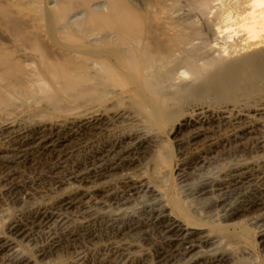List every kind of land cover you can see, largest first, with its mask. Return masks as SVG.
<instances>
[{"label":"bare ground","instance_id":"obj_1","mask_svg":"<svg viewBox=\"0 0 264 264\" xmlns=\"http://www.w3.org/2000/svg\"><path fill=\"white\" fill-rule=\"evenodd\" d=\"M40 1L0 0V29L9 35L11 44V47L0 44V131H5L0 141L3 176L13 174L11 164L17 160L58 154V144L74 133L95 134L104 126L131 119L132 111L127 107L131 103L148 109L155 121L164 117L168 123L184 127L189 131L188 144L215 132L214 127L220 122H231L235 126L233 130L222 140L202 147L196 164L204 163L217 146L225 148L232 143L233 153L243 150L240 139L256 130V118L264 112V0H151L157 2L156 7L159 3L165 8L164 20L175 19L178 25L174 29L166 24L160 29L150 11L155 7L150 0H45L44 6L39 5ZM185 6L190 7V13L179 15ZM193 15L200 24L190 22ZM41 22L44 25L40 26ZM187 22L190 24L182 25ZM156 24L162 30L160 34H157L158 26L154 27ZM54 30L60 33V40L54 36ZM69 30L80 34L83 40L72 39L67 34ZM204 35L213 39L212 43L208 40L210 44L203 38L210 45L202 46L208 49L195 45ZM0 40H3L1 35ZM101 44L109 49L91 48ZM22 116L27 117L25 120L38 121L27 129L13 128L15 120ZM213 122L216 124L212 125ZM67 131L70 133L66 134ZM143 143L132 134H121L94 147L89 160L70 175L72 181L68 183L71 186L67 194L59 195L49 206L36 207L24 220L18 219L6 228L5 238L0 237L1 264H28L17 252L15 241L30 239L36 229L61 220L65 214L62 211L84 207L90 198L99 196L103 203L115 209L107 215L115 233L125 227L132 230L125 221L114 223L140 192L152 200L144 207L150 224L162 239L156 255L158 261L167 262L178 255L188 257L196 250L200 253L190 257L188 264L228 261L224 254H206L203 250V245H216L221 238H212L211 232L193 230L200 226L194 223L197 219L172 201V208L181 210L185 222L173 218L174 210L168 208L166 195L148 181L127 177L110 189L108 185L107 188L98 185L96 180L111 169L127 166L131 154L143 147ZM253 169V163L240 161L225 165L222 177L204 178L197 191L205 193L212 191L213 186L220 189L223 185H237ZM254 201H240L222 209L224 212L215 228L226 231L237 227L233 221L258 203ZM260 202L263 203L261 199ZM257 220L264 223V214ZM43 254L45 250L40 256ZM137 259L127 264H139Z\"/></svg>","mask_w":264,"mask_h":264},{"label":"rangeland","instance_id":"obj_2","mask_svg":"<svg viewBox=\"0 0 264 264\" xmlns=\"http://www.w3.org/2000/svg\"><path fill=\"white\" fill-rule=\"evenodd\" d=\"M134 3L138 4L136 1H134ZM150 3L151 6L154 7V3L157 2H151L150 0ZM45 4V0H41L39 3V5L42 6ZM158 4H156L157 7L155 6L150 9V11L153 12V16L155 19L157 18L159 22L161 28L157 25L158 23L154 25V27L156 28L158 26L156 28L159 30L157 34H160V31H162L160 29H162V27H171L170 29L173 27L174 29L177 22L175 19L164 20L165 18L162 11H164L165 8ZM189 9V6H185V9H182L178 14L181 16L188 15V13H190ZM208 16L211 17L213 15ZM192 19L194 21H192ZM192 19L190 22L200 24L199 18L195 15L192 16ZM190 22L182 23V25H188ZM41 25H44V23L41 22L40 26ZM59 34L58 31L54 30V36L56 39L60 40L61 36ZM67 34L72 39L77 40V42L83 40L80 34L73 31L69 30L67 31ZM0 35L3 37V40H0V44L5 47H11V44L9 43V35L5 34L2 29H0ZM205 35L204 37H201V41H197V43L195 42V45H210L213 39L212 37L209 38V35L205 38ZM203 38L206 41L209 40L211 43L208 41L210 44L208 42L207 44ZM105 46L106 45L103 44L92 45L91 48L108 50L109 47ZM202 47L207 48L205 46ZM26 52L30 53L31 51L27 50ZM160 56L163 57V55ZM135 105L137 104L131 103V106L127 105V107L129 106L128 110H131V114L134 115V117L131 115V119L129 120L114 122L110 124L111 126H106L107 128L104 126L98 131L99 133L96 132L95 134H87L84 132L74 133V135H70L67 139L58 144V154L42 155L34 157L31 160H17L12 163L11 166L15 170L12 172L13 174L3 176V172L0 170V237L5 238L4 235L7 232L6 228L12 222L18 219L24 220L31 210L36 209V207L42 208L46 205L49 206L56 197L58 198L59 195L62 196L67 194L70 190L68 187L69 185L71 186V184L68 183L72 181L69 178L70 175L83 167L85 162L89 160L94 147L105 141L108 142L121 134H132L134 137L139 138V140L144 141L143 147H140L135 153L131 154V162L127 166L111 169L105 176L96 180L100 187L109 188L111 186L110 188H113L119 186V182L127 177L138 178L144 182L148 181L151 185L157 189L159 188V191L161 190L163 194L166 195L165 202L168 208L173 209V201L175 205L177 204L178 207L180 206V208L189 212L195 219H197L194 223L200 226L193 230H197V232H211L212 238H221L219 241L220 243H216L217 246L203 245V250L206 254L219 253L220 255L224 254L225 256H228L229 260L223 264H264V223H262L263 221L257 220L259 216L264 214V112L259 114L256 118L255 127L258 131L255 130L253 133L246 135V139H240L242 143V146L240 147L243 149L240 153L232 152V143L229 144L230 147H228V145L225 148L217 146L216 151L218 152L215 151V153L209 155V160L207 159L204 163L199 162L196 164L195 161L198 160L199 150L209 144V142L222 140L224 136L230 133L233 130L232 128L235 127L231 122H220L217 127H214L215 132L207 133L206 138L200 136L195 139L194 144H188L189 131L184 127H180L178 123H168L164 117H161L159 121H155L154 116H151L150 111H147L148 109H144L141 105ZM25 119H27L25 116L16 119L13 123V128L27 129L38 121H35V119L33 121ZM243 121L246 122V120ZM0 123L2 122L0 121ZM215 124L216 122L212 123V125ZM104 128L106 129L104 130ZM68 133L70 132L67 131L66 134ZM4 135L5 131H0V141H2ZM248 136H250V139ZM259 140L260 143L256 144L255 142ZM227 148H229L230 151L227 150ZM226 150L229 152H226ZM239 161L245 164L253 163L256 171L254 169L253 171L251 170L253 174L252 177L251 174L247 179L237 185H227L228 188L225 187L226 185H223L222 188H220L221 190L218 188L216 189V186H213V192L211 190L205 193L197 191L199 183L207 179L206 177H208V179L222 177L225 165L235 164ZM256 166L257 168L260 167L258 169L259 171L256 169ZM51 175L53 176L51 177ZM64 179H66V181ZM60 181H63L64 183L62 182L61 184ZM233 188L236 189L233 190ZM141 194L142 193L140 192L138 195H134L132 200L128 203L129 209L125 210V213H120L118 215V220L114 223L115 225L119 221H125V223L131 224V227H133L132 230L125 227L119 233H115L111 228V221H108L109 216H107L114 208L106 205L105 202L103 203L98 196L96 198H90L84 207H69L62 211V214H64V212L65 214L62 215L61 220L56 222L52 221L53 223L51 222V225L49 224L45 228L41 227L36 229L37 231H34V235L33 237H30V239H17L14 244L17 246V249L19 248L17 252L19 255L26 258L28 264H119L121 262V264H127L128 261L131 262L137 258L139 264H188L187 260L190 257L199 254L200 250L192 252L188 257L185 256L182 258L178 255L167 262L163 260H159L160 262L158 261L156 255L161 246L160 241H162V239L160 232L150 224L148 220L149 215L145 212L146 207H144V205L151 203L152 200ZM260 199L263 203H259ZM240 201H254L255 203H258L253 204L248 211L243 212L233 221V224L237 226L234 229H227L225 231L215 228L222 217V212H224L223 210L225 207L228 209L232 204H239ZM221 204H225V206H222ZM110 207L112 209H109ZM173 210L172 217L179 222L184 223L185 220L181 216V210L179 208ZM113 211H115V209ZM137 213L141 215L139 216ZM49 226L53 227L50 228ZM38 230L41 231L39 232ZM107 249H109L108 252ZM39 250H45V254L40 256L42 251L40 252ZM120 251L121 253H126L121 254ZM126 254H129V257H127ZM114 255L117 256L115 257ZM178 257L182 259L179 260ZM111 258L118 260L115 262L114 259L112 260ZM1 262L2 261H0V264Z\"/></svg>","mask_w":264,"mask_h":264}]
</instances>
